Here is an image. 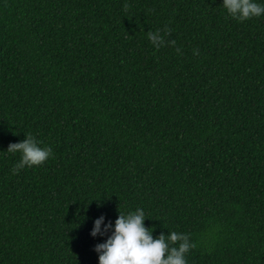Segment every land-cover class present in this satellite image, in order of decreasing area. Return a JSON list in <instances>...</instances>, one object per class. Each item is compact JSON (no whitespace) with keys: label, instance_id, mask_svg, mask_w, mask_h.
I'll use <instances>...</instances> for the list:
<instances>
[{"label":"trees","instance_id":"trees-1","mask_svg":"<svg viewBox=\"0 0 264 264\" xmlns=\"http://www.w3.org/2000/svg\"><path fill=\"white\" fill-rule=\"evenodd\" d=\"M29 134L51 156L13 174ZM137 208L154 239L189 235L187 264H264V14L0 0V264H99Z\"/></svg>","mask_w":264,"mask_h":264},{"label":"clouds","instance_id":"clouds-1","mask_svg":"<svg viewBox=\"0 0 264 264\" xmlns=\"http://www.w3.org/2000/svg\"><path fill=\"white\" fill-rule=\"evenodd\" d=\"M223 6L227 13L238 21L250 20L264 14V5H260L254 0H223ZM129 8L124 5L125 11ZM171 34V29L165 28L155 32L149 31L147 38L152 46L159 50L167 45L175 46V40H167ZM178 54H182L181 49L176 48ZM194 55H199L198 50L193 51ZM42 142L32 135L26 136L22 142L11 143L7 151L21 154L19 162L12 169L13 174L25 167H37L44 164L51 156V149L41 147ZM120 213V212H119ZM145 213L137 208L135 212L124 215L119 214L115 221L114 232L106 242L96 245L95 251L100 253L99 264H187L186 254L195 247L190 242L187 234L171 232L167 235L161 233L158 238H153L152 229L144 225ZM104 217L94 221L91 232L93 237L98 234L103 235L112 225L104 226Z\"/></svg>","mask_w":264,"mask_h":264}]
</instances>
